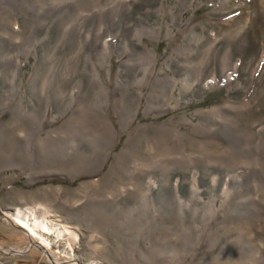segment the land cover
<instances>
[{
    "label": "rangeland",
    "instance_id": "obj_1",
    "mask_svg": "<svg viewBox=\"0 0 264 264\" xmlns=\"http://www.w3.org/2000/svg\"><path fill=\"white\" fill-rule=\"evenodd\" d=\"M0 264H264V0H0Z\"/></svg>",
    "mask_w": 264,
    "mask_h": 264
},
{
    "label": "bare ground",
    "instance_id": "obj_2",
    "mask_svg": "<svg viewBox=\"0 0 264 264\" xmlns=\"http://www.w3.org/2000/svg\"><path fill=\"white\" fill-rule=\"evenodd\" d=\"M14 215H15L14 217L19 219L22 222V224L24 225V227L26 229H28V231H30V232L35 233V230H37V229H44V230H47L49 232H54L58 236H62V237H65L68 234L75 236L72 233V231L70 232V231L66 230L65 228H63L61 225H59L57 223L50 222L44 218H42V219L32 218L30 216L32 214L29 212L26 213V211H24V210L17 209L14 212ZM46 244H48V241L46 242ZM66 248H67V251L69 253H71V248L69 247V245H67Z\"/></svg>",
    "mask_w": 264,
    "mask_h": 264
},
{
    "label": "water",
    "instance_id": "obj_3",
    "mask_svg": "<svg viewBox=\"0 0 264 264\" xmlns=\"http://www.w3.org/2000/svg\"><path fill=\"white\" fill-rule=\"evenodd\" d=\"M30 242L31 243H35L36 245H38V241H36L35 239H32Z\"/></svg>",
    "mask_w": 264,
    "mask_h": 264
},
{
    "label": "trees",
    "instance_id": "obj_4",
    "mask_svg": "<svg viewBox=\"0 0 264 264\" xmlns=\"http://www.w3.org/2000/svg\"><path fill=\"white\" fill-rule=\"evenodd\" d=\"M202 103V102H201Z\"/></svg>",
    "mask_w": 264,
    "mask_h": 264
}]
</instances>
